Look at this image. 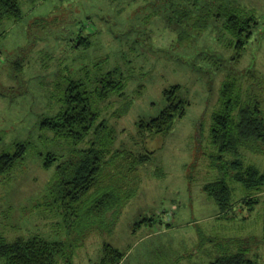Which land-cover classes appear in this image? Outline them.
Returning <instances> with one entry per match:
<instances>
[{"label": "rangeland", "instance_id": "obj_1", "mask_svg": "<svg viewBox=\"0 0 264 264\" xmlns=\"http://www.w3.org/2000/svg\"><path fill=\"white\" fill-rule=\"evenodd\" d=\"M18 1L23 18L0 22V156L15 153L19 143L28 151L0 174V239L73 240L51 189L58 167L78 154L41 122L64 110L72 80L94 91L118 69L125 94L93 99L109 126L100 140L111 154L100 188L85 199L78 228L86 238L75 244L74 264H100L107 243L126 254L122 264H210L247 239H256L246 248L249 256L264 264V191L251 212L236 184L237 204L228 213L204 191L219 177L211 130L223 83L237 78L264 109V0L214 2L204 30L195 26L205 16L196 14L210 0ZM235 12L258 21L241 56L223 26ZM81 34L90 47H76ZM176 85L189 101L186 116L167 133L142 136L138 121L158 117L166 108L164 91ZM151 152L148 161L135 159ZM49 154L58 161L46 168ZM246 159L264 170V156L246 153ZM106 193L114 195L112 208L92 213Z\"/></svg>", "mask_w": 264, "mask_h": 264}, {"label": "trees", "instance_id": "obj_2", "mask_svg": "<svg viewBox=\"0 0 264 264\" xmlns=\"http://www.w3.org/2000/svg\"><path fill=\"white\" fill-rule=\"evenodd\" d=\"M218 1L220 0H210V3L198 7L202 14H196L197 18L204 15L206 20L195 27L201 30L207 27V18L214 16V2ZM23 16L18 0H0V22H19ZM223 26L233 40L237 55L241 56L254 37L258 21L253 15L235 12L227 17ZM90 40V37L81 34L76 47H90ZM18 66L20 67V63ZM125 89L124 76L118 69L103 76L94 91H89L84 82L72 80L65 91L64 110L56 117L43 119L41 129L51 131L56 138L74 144V151L78 154L76 159L58 167L59 179L51 189L54 194L53 204L64 217L65 226L73 240L51 241L41 236L18 238L14 242L0 239V258L5 259L6 264H59L60 260L65 264H74L75 244L84 243L86 238V229H80L83 228L80 227V222L86 217V213L82 214L85 199L100 188L104 172L108 168V156L111 154L100 140L109 126L105 121L100 122V115L93 108V99L108 100L114 93L124 95ZM181 92V85L164 91L166 108L161 114L150 121H138L142 136L146 133H167L177 119L186 116L189 101ZM211 142L216 150L211 156L212 167L219 172V177L215 182L205 185L204 191L217 202L222 213H228L237 204L236 194L241 187V193L245 195L243 194L240 203L247 206L249 211H255L256 206L261 203L256 194L264 191V170L256 163H249L246 153L264 156V109L259 98L244 93L237 78H228L222 85L220 109L213 116ZM27 151V145L19 143L15 153L0 156V174L12 170L24 159ZM151 154L153 153L135 159L140 162L148 161ZM57 161L55 155L49 154L45 167L51 168ZM113 198V194H104L92 207V213L98 215L107 208L111 209L112 205H107ZM81 237L82 241H79ZM255 240H237L235 251L225 253L210 264H260L246 250L256 243ZM125 257V253L107 243L103 247L100 264H122Z\"/></svg>", "mask_w": 264, "mask_h": 264}]
</instances>
